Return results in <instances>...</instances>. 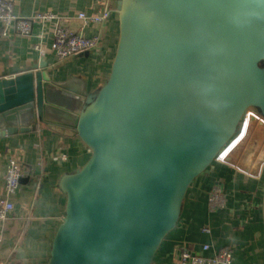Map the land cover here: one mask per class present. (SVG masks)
Wrapping results in <instances>:
<instances>
[{
  "label": "water",
  "instance_id": "95a60500",
  "mask_svg": "<svg viewBox=\"0 0 264 264\" xmlns=\"http://www.w3.org/2000/svg\"><path fill=\"white\" fill-rule=\"evenodd\" d=\"M117 9L101 87L52 81L45 64L0 81V126L38 119L91 151L58 181L66 210L48 264H154L194 180L240 134L222 159L245 170L235 154L254 124L264 138V0ZM262 210L264 222V193Z\"/></svg>",
  "mask_w": 264,
  "mask_h": 264
},
{
  "label": "crops",
  "instance_id": "0c3cea01",
  "mask_svg": "<svg viewBox=\"0 0 264 264\" xmlns=\"http://www.w3.org/2000/svg\"><path fill=\"white\" fill-rule=\"evenodd\" d=\"M12 1L14 11L22 17L52 11L86 36L99 35L101 44L98 51L60 60L52 48L53 21H34L30 36L14 30L3 36L0 22V81L45 64L36 71H46L55 82L72 80L88 93L106 82L119 39L118 0ZM105 9L111 14L102 25L81 26L79 12L94 14ZM29 123L20 120L0 126V197L14 204L8 219L0 220V264H48L51 243L66 210V196L58 181L81 167L91 154L78 136L60 133L38 119ZM251 132L235 154V162L246 169L225 162L221 156L194 180L178 224L164 239L154 264H181L178 257L184 248L203 256L229 248L232 264H264V138L258 124ZM11 157L28 168L13 194L5 189ZM215 186L223 190L226 205L210 213L208 194ZM206 244L208 249H204Z\"/></svg>",
  "mask_w": 264,
  "mask_h": 264
},
{
  "label": "built area",
  "instance_id": "2783aa9c",
  "mask_svg": "<svg viewBox=\"0 0 264 264\" xmlns=\"http://www.w3.org/2000/svg\"><path fill=\"white\" fill-rule=\"evenodd\" d=\"M110 14L111 11L108 9L94 14L79 12L77 18L82 27L100 26L110 17ZM34 21H53L55 23L52 48L60 60L86 52L98 51L100 48L101 37L99 35L92 37L86 36L80 29L69 25L63 16L57 15L52 11H40L31 17H22L14 11V3L12 0H0V22L2 24L3 36H7L11 30L22 35L30 36ZM62 158H65V156L63 155ZM27 170L28 168L20 163L17 158L11 157L9 159L5 176V189L7 193L13 194L16 192L19 179ZM225 205L226 196L223 190L219 186H215L208 194L209 212H217L224 208ZM13 209L14 204L12 201L0 197L1 221L7 220ZM205 230L210 232L209 228ZM209 247L210 245L208 244L204 245V249H208ZM178 259L181 264H232L233 253L231 249L223 248L214 256H203L184 248L181 250Z\"/></svg>",
  "mask_w": 264,
  "mask_h": 264
},
{
  "label": "rangeland",
  "instance_id": "374dc122",
  "mask_svg": "<svg viewBox=\"0 0 264 264\" xmlns=\"http://www.w3.org/2000/svg\"><path fill=\"white\" fill-rule=\"evenodd\" d=\"M239 137V135H237L236 137H234L221 151L220 155L218 157H221L226 151L227 149L235 142V140Z\"/></svg>",
  "mask_w": 264,
  "mask_h": 264
}]
</instances>
